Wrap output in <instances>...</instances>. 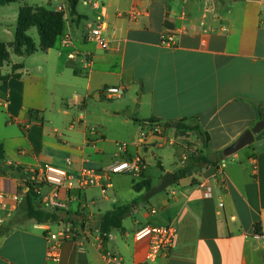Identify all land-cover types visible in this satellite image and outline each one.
Segmentation results:
<instances>
[{
	"label": "crops",
	"instance_id": "obj_1",
	"mask_svg": "<svg viewBox=\"0 0 264 264\" xmlns=\"http://www.w3.org/2000/svg\"><path fill=\"white\" fill-rule=\"evenodd\" d=\"M80 2L94 17L86 32L79 30ZM76 11L64 12L63 34L42 52L43 66L14 63L4 71L8 58L1 68L0 193L12 208L0 210V264H108V255L122 264H264L254 237L264 225V129L250 146L222 157L264 120V0H79ZM11 18H0L9 57ZM96 26L106 49L90 40ZM164 36L174 38L171 46ZM107 87L121 96L105 99ZM180 121L197 126L207 142L169 126ZM195 155L206 162L164 191L146 198L148 190H134L135 182L153 187ZM136 157L139 180L113 174L103 189H61L66 208L56 211L57 221L27 217V169L48 164L77 174ZM202 182L212 198H204ZM134 200L122 229L102 238L103 215ZM65 224L74 238L62 244L58 263L48 262L45 235ZM158 226L174 227L175 237L148 261L149 239L135 235Z\"/></svg>",
	"mask_w": 264,
	"mask_h": 264
},
{
	"label": "built area",
	"instance_id": "obj_2",
	"mask_svg": "<svg viewBox=\"0 0 264 264\" xmlns=\"http://www.w3.org/2000/svg\"><path fill=\"white\" fill-rule=\"evenodd\" d=\"M136 13L133 14L135 17ZM90 40L93 41L101 49H106L108 43L106 38L102 36L101 26L92 28L90 32ZM174 38L172 36H164L162 43L171 46ZM71 57V55H70ZM101 95L105 99H113L121 96V90L116 87L104 88ZM124 149V146H121ZM67 164H70L69 159H66ZM220 169L224 167V163L218 166ZM142 164L139 158L129 160H118L112 166L103 170L91 168H82L77 174L71 173L63 168H57L48 164L30 168L26 170L25 182L29 185L32 193L38 199L39 209L45 212H53L64 210L65 202L59 197V191L62 189H79L84 190L89 187L98 186L102 189L106 186L105 181L113 174H130L135 181L141 178ZM48 188L47 192L43 188ZM199 187L203 190V196L206 199L212 198L211 187L202 182ZM14 200H18L15 198ZM222 206V203L219 204ZM11 206L7 204L2 193H0V210H8ZM12 208V207H11ZM3 224V219L0 217V226ZM74 230L71 225L65 224L57 231H47L45 239L47 242L46 259L51 263H58L61 257V247L64 242L71 241L74 238ZM175 237V229L172 226L165 227H144L139 230L135 238L141 240L149 239V251L147 254L148 261H154L157 256L171 248ZM261 245L264 247V225L255 236ZM108 264H122L121 259L116 255H108L106 258Z\"/></svg>",
	"mask_w": 264,
	"mask_h": 264
},
{
	"label": "trees",
	"instance_id": "obj_3",
	"mask_svg": "<svg viewBox=\"0 0 264 264\" xmlns=\"http://www.w3.org/2000/svg\"><path fill=\"white\" fill-rule=\"evenodd\" d=\"M18 0H0V7L11 3H15ZM79 0H68L70 13L77 15L76 6ZM64 12L51 10L46 7H29L22 6L19 8L16 16V27L14 33L13 52L21 56H30L35 52H44L52 49L56 46L59 38L63 34L64 30ZM30 28H35L39 44L35 45L33 39L27 35ZM9 58L7 45L0 42V73L3 63ZM18 66V65H17ZM14 66L13 68H19ZM153 122V120H150ZM177 130L197 132L203 139L204 143L208 140V135L200 132L199 128L195 125L187 124L186 121H180L177 125ZM3 146L0 144V163L4 159ZM206 160L200 156L195 155L188 159V163L176 173V178L185 177L192 173L195 167ZM19 170V169H18ZM20 171V170H19ZM21 172V171H20ZM25 174V173H24ZM151 187L147 181L135 182L134 190L136 192L149 190ZM27 210L26 214L29 219H33L38 223L55 222L60 216L56 211L45 212L39 209L36 196L32 193L31 189L26 194ZM136 205V201H132L128 205L120 206L114 210L103 215L100 223V235L102 238H106L109 233L116 229H122V221L129 214L131 208Z\"/></svg>",
	"mask_w": 264,
	"mask_h": 264
},
{
	"label": "rangeland",
	"instance_id": "obj_4",
	"mask_svg": "<svg viewBox=\"0 0 264 264\" xmlns=\"http://www.w3.org/2000/svg\"><path fill=\"white\" fill-rule=\"evenodd\" d=\"M67 0H18L15 3H11L9 5H6L4 7L0 8V18L1 16L8 14V15H12L11 21L10 23H12L10 29L13 30L15 27V19H16V15L17 12L19 10V8H21L22 6H29V7H46L49 8L51 10H57L60 7L61 11L70 14L69 12V7L67 4ZM60 11V10H59ZM78 12L81 14V16H84L83 18L81 17L79 20V30L81 32H86L85 31V26L87 23H92L93 24V15L91 14L90 11V7H86L83 5L82 2H80L79 6H78ZM67 14V15H68ZM85 17H87V19H85ZM9 27V26H8ZM27 34L33 39L34 43L36 45L39 44V38L37 35V32L35 30V28L30 29ZM44 54L42 52H37L34 55L31 56H27V57H23L22 59H20L19 57H17L15 54L11 53L10 57H9V61L3 66L4 71L5 70H10V66L11 64L14 63H21L23 64L26 68H34L38 65L43 66V56ZM116 101V100H112ZM112 102H107V103H112ZM123 141H120V143ZM127 224V222H126Z\"/></svg>",
	"mask_w": 264,
	"mask_h": 264
},
{
	"label": "water",
	"instance_id": "obj_5",
	"mask_svg": "<svg viewBox=\"0 0 264 264\" xmlns=\"http://www.w3.org/2000/svg\"><path fill=\"white\" fill-rule=\"evenodd\" d=\"M169 126H171L172 128H176L177 124L173 123ZM263 129L264 120H261L257 122L251 129L244 131L229 147L222 151L223 159L225 160L226 158L232 156V154H235L239 150L250 146L254 142V136L257 133H260V131H262ZM181 168L182 167H177L171 172H167L162 175L163 177L159 180V182L147 191L145 197L150 198L153 195L164 191L166 188L174 184L176 182L175 174L180 171Z\"/></svg>",
	"mask_w": 264,
	"mask_h": 264
}]
</instances>
